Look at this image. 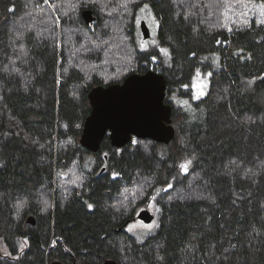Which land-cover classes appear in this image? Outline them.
Segmentation results:
<instances>
[{
	"label": "trees",
	"instance_id": "obj_1",
	"mask_svg": "<svg viewBox=\"0 0 264 264\" xmlns=\"http://www.w3.org/2000/svg\"><path fill=\"white\" fill-rule=\"evenodd\" d=\"M145 7L159 47L139 44ZM149 72L174 137L89 151L90 93ZM152 196L139 242L121 229ZM0 244L18 264H264V0H0Z\"/></svg>",
	"mask_w": 264,
	"mask_h": 264
},
{
	"label": "water",
	"instance_id": "obj_2",
	"mask_svg": "<svg viewBox=\"0 0 264 264\" xmlns=\"http://www.w3.org/2000/svg\"><path fill=\"white\" fill-rule=\"evenodd\" d=\"M83 17L88 25L96 20L93 11H85ZM140 30L144 39L151 38L146 21L141 22ZM166 91V83L154 72L136 74L122 85L94 89L90 93L94 109L86 122L82 144L89 151L96 152L106 134L110 135L112 144L117 148L127 145L135 137L169 142L175 130L170 125L173 108L166 103ZM138 219L151 224L154 215L144 210ZM27 221L36 224L34 217H29ZM104 264L118 263L107 260Z\"/></svg>",
	"mask_w": 264,
	"mask_h": 264
},
{
	"label": "rangeland",
	"instance_id": "obj_3",
	"mask_svg": "<svg viewBox=\"0 0 264 264\" xmlns=\"http://www.w3.org/2000/svg\"><path fill=\"white\" fill-rule=\"evenodd\" d=\"M142 21H146L147 25L150 28L151 32V38L150 39H144L143 35L140 31L139 33V44L142 49H149L151 47H159V42H158V28L159 24L156 21L153 13L150 11L148 7H145L141 12H140V18H139V26ZM164 55H168V52L166 49H163ZM192 94L194 100H200L203 98L206 93L208 92L209 89V75L204 74L202 72H198L192 82ZM181 105L184 108H187L190 110V103L187 101L181 100ZM151 199V205L149 206V210L153 212L154 215V226L153 227H148L144 225L143 223L140 222H134L132 223V226L130 227V234L137 238L140 242H144L145 239L148 236L153 235L158 227H159V207L156 204V196H152ZM3 251L8 252L7 249L3 246Z\"/></svg>",
	"mask_w": 264,
	"mask_h": 264
},
{
	"label": "flooded vegetation",
	"instance_id": "obj_4",
	"mask_svg": "<svg viewBox=\"0 0 264 264\" xmlns=\"http://www.w3.org/2000/svg\"><path fill=\"white\" fill-rule=\"evenodd\" d=\"M151 202L152 201L150 199L148 201L147 205L142 206V207H140L137 210L134 218L132 220H130V221L127 222V223H129L128 226L125 229H124V226L125 225L123 226V230L124 231H126L127 233L130 234V232H129L130 231V227L132 226V223H134V222L143 223L144 225H146L148 227H153L154 226V222H155L154 220H153V222L151 224H145L143 221H141L140 219H138V215L142 211L149 210V206L151 205ZM149 211L153 214V212L151 210H149ZM66 256H67V258H63V259H60V258L58 259L57 257H55V258H53L51 260V262L48 261L47 264H55V263H59V264H85L83 262V260L80 257H77L74 253L67 252V255ZM18 261H19V254L18 253H16V254H10L9 252H5V251H3V246L0 244V263L3 264L5 262V263L18 264Z\"/></svg>",
	"mask_w": 264,
	"mask_h": 264
},
{
	"label": "snow or ice",
	"instance_id": "obj_5",
	"mask_svg": "<svg viewBox=\"0 0 264 264\" xmlns=\"http://www.w3.org/2000/svg\"><path fill=\"white\" fill-rule=\"evenodd\" d=\"M182 168H186V165H181Z\"/></svg>",
	"mask_w": 264,
	"mask_h": 264
}]
</instances>
